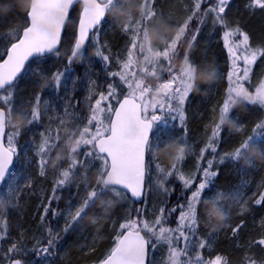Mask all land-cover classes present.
Instances as JSON below:
<instances>
[{
	"label": "snow or ice",
	"instance_id": "obj_1",
	"mask_svg": "<svg viewBox=\"0 0 264 264\" xmlns=\"http://www.w3.org/2000/svg\"><path fill=\"white\" fill-rule=\"evenodd\" d=\"M178 2L188 14L175 26V35L165 41L163 48H158L152 44L158 31L151 27V22L159 20L161 27H170L160 0H143L139 18L133 17L129 10L133 0L123 3L121 0H31L22 35L19 29H13V42L0 52V240L8 238V211L20 210V194L25 188L31 189L33 184L30 176L22 175L23 168H16L21 155L26 156L31 150L36 157L38 176L46 178V169L56 152L52 167L58 175L40 215V226L48 224L46 243L37 241L29 248L23 242L25 232L21 231L6 252L0 246V264H54L51 258L57 254L60 231L64 234L75 231L97 202L102 206L104 216H109L113 202L105 199L107 193L124 201L146 205L153 186L170 195L171 180L181 184L177 203L168 207L161 202L158 210L154 204L151 218L146 215L144 206L135 208V215L129 208L97 264H156L153 256L161 248L166 249L164 264H230L227 257L220 254L208 259L203 257L200 250H212L213 246L210 239L198 231L199 206L201 203L210 206L205 209L207 224L210 223V210L226 217L223 202L242 199L239 189L226 192L216 188L211 196L205 193L213 189L219 175V169L214 168L217 157L219 165L239 159L252 165L246 158L247 153L250 149L257 151V142L264 138V75L258 78L254 89L246 86L252 82L254 65L264 58V44L252 46L249 35L238 24L236 27L228 24L226 9L230 0ZM246 8L253 12L264 10V0H249ZM10 9V4L0 5V13L6 14ZM110 13L125 17L121 21L122 33L129 38L123 54H117L115 58L114 71L110 69L113 57L104 51L108 48L110 52V46L99 40L102 22ZM209 18L214 26L218 24L222 29L223 47L229 59L227 87L222 102L212 107L214 114L218 110L219 122L206 133L207 141L199 150L195 171L186 173L182 162L186 153L194 152V143L189 139L186 104L196 87L198 69L189 51L184 52L183 67L179 71L174 69L173 62L181 58L179 48L182 43L187 44L189 50L194 48L197 36ZM194 19L197 26L193 30L190 25ZM90 45L95 49V56L104 62L108 79L105 91L99 88L97 80L88 78L85 116L75 110L76 104L72 102L79 79L73 78V63L79 62L90 68L92 61L87 55ZM49 57H55L59 65L52 71L51 80L57 96H60L61 88L64 89L62 114L50 99L42 97L41 92L34 93L25 104L18 106L15 102L19 82L33 71L32 64L37 65L35 72L44 78L39 64ZM164 73L168 74L167 79L163 78ZM210 76L215 78L218 73L213 70ZM148 77H154L158 82L152 85L147 82ZM68 81H71V92ZM243 104L258 107L262 110L261 115L252 124L251 134L244 135L231 149L221 153L218 149L225 142L223 126L231 125L238 133H243L246 128L230 115L234 106ZM50 109L56 115L49 116V123L39 132V140L32 137L26 146L19 145L18 138L24 126L40 124ZM53 118L56 123H52ZM177 126L182 130L180 134L174 132ZM9 128L13 130L7 131ZM61 140L64 148H61ZM171 149L175 150L174 162L165 168L157 159V153ZM207 152L213 158L204 166L200 161ZM257 153L264 158V152ZM97 161L100 163L95 184L90 185L87 172ZM59 162H66L67 167ZM79 168L84 169V195L79 203L73 205L70 199L65 210L52 207V202L61 198L58 192L72 183ZM77 189L79 191V185ZM254 203L264 204V192L259 193ZM241 208L240 214H243L247 205L242 204ZM61 216L64 224L57 231L51 221H58ZM173 216L175 226H171ZM98 218L93 213L92 222L95 224ZM242 227L243 221L233 227V236H237ZM256 245L264 253V233L258 240L249 241L244 264H264V255L257 259L251 251Z\"/></svg>",
	"mask_w": 264,
	"mask_h": 264
},
{
	"label": "trees",
	"instance_id": "obj_2",
	"mask_svg": "<svg viewBox=\"0 0 264 264\" xmlns=\"http://www.w3.org/2000/svg\"><path fill=\"white\" fill-rule=\"evenodd\" d=\"M30 1L0 0V5H11V9L6 14L0 13V20L3 21L0 23V52L5 51V45L10 46L13 42V29H19V34H21L27 20L26 11L29 9ZM123 2L124 0H121V3ZM248 2L249 0H231V4L226 9L227 22L232 27H236L238 24L249 35L250 44L256 43V46L264 44V10L256 9L254 12L250 11L246 8ZM142 3L143 0H133V4L129 9L133 17L139 18L140 5ZM160 3L164 5L166 22L170 27H161L159 20L151 22V27L158 31V35L153 36L152 42L156 43L155 47L163 48L165 41L175 35V24L172 22L178 21L181 19V16L186 17V14L182 15L183 10L179 6L178 0H167V2L160 0ZM169 16L170 18H168ZM108 18L113 26L108 31L100 33L99 40L101 44L107 43L110 46V52L108 48H105L104 51L113 57L112 62H114L117 54H123L125 44L129 38L122 33L121 21L125 17L118 16V18H115L111 16ZM184 50L185 47L183 53H180V57L182 58L185 51H189L194 65L198 69L195 79L196 87L191 91L189 102L186 104L187 125L192 140H201L209 125L211 129L215 123L219 122L218 110L214 114L212 107L218 102H222L227 87L229 59L227 51L223 47L221 27L218 24L214 26L213 21L207 20V23L203 25V29H201L197 36L194 48ZM88 52V58L92 61L90 68L87 65L79 68L75 62L73 63V78H79L77 80L78 87L74 90V98L72 99V102L76 104L75 110L77 112L81 111L80 108L84 107L85 102H87L85 99L87 93V80L85 76L88 77L89 73L98 82L101 79L106 81L107 78L104 62L95 56L94 47H89ZM260 60L264 61V58ZM57 66L59 65L56 61L52 68L47 71L46 75L42 71L44 77L46 76L45 78H42L40 74H36L30 85L31 87H29V92L25 95H19L17 97L18 100H22L23 104L27 103L34 93L41 92L42 97L50 99L57 106L60 114H62L63 99L61 97L64 89L62 87L60 96H57L53 91L54 81L51 80V73ZM86 68L88 69L87 72ZM213 70L218 73V76L215 78L210 76ZM45 84L48 86L44 87ZM67 87L70 92L73 91L71 81L67 82ZM261 111L258 107L248 104L234 106L230 113L231 117L238 123L244 124L246 128L243 133H238L231 125H224L222 135L225 138V142L219 146L218 151L222 153L225 150L231 149L244 135L251 134L252 124L259 118ZM55 115L56 113H53L50 109L48 114L43 115L40 124L33 126L25 125L24 131L18 138L19 145L26 146V142L30 141L32 137L36 136L38 131L43 129L44 125L49 123V116L55 117ZM52 123H56L54 118ZM12 130L11 128L7 129V131ZM257 151L264 152V138H261L257 142ZM207 153L208 157L206 155L202 164L204 166H206L205 160L211 159L210 152ZM55 157L48 164L46 170L48 172L49 169V174L46 178L38 176V168L35 164L36 157L31 150L27 151L26 156L21 155V158L16 161V168H23L25 170L22 175L30 176L33 180L31 189H36L34 191L24 189L20 194V210L10 209L8 211L6 216L8 238L0 240V244L2 242L3 244L13 242L14 238L20 236L21 231L25 232L23 242L29 248L39 238L42 239L41 241L39 239V242L46 243L48 238L46 228L48 224L46 222L44 226H40V215L43 213V204L48 203L47 197L51 195L53 181L58 175L54 173L52 167L53 162H56ZM59 163L63 164L64 167L67 164L66 162ZM214 168L219 169V175L215 180L213 189L206 191L205 195H213L216 188L226 192L230 189H239L242 193V199L239 202L232 199L223 202V210L226 213V217L215 228L210 223H205L207 220L205 209L210 206L204 203L200 204L201 222L198 231L202 236L208 237L213 246L212 250L205 248L200 251L206 259L220 254L227 257L230 264H244V257L248 250L249 241L258 240L261 233H264V227H262V222H264V204L256 205L254 203V200L259 198V193L264 192V161L256 160L252 162V165H249L243 159H239L234 163L230 162L225 165H219L217 157L214 162ZM96 170L95 166H93L87 172V180L90 185L95 184ZM83 173V168L77 170V175L72 183L58 192L61 198L58 202L53 201L52 207L65 210L70 199L73 205L79 203L80 197L84 195ZM37 183L38 185L35 186ZM77 185H79V191ZM180 196V184H173L172 192L168 199L170 206L175 205ZM105 199H110L113 202L109 209L108 217L104 216L102 206L97 202L95 208L79 222L75 231H70L67 234L60 231L61 239L57 245V254L51 258L54 264H97L104 257L115 235V229L119 227V222L127 214L128 209L131 208L133 215H135V208L142 206V204L124 201L113 193H107ZM242 204L247 205V210L243 211V214H240ZM15 212L18 215H14ZM93 213L99 217L95 224L92 222ZM59 219H63V216ZM172 219H175V217L173 216ZM114 221L115 227L113 226ZM241 221H243V227L239 230L237 236H233L232 228L240 224ZM51 225L54 228L59 225L57 231L63 227L61 223L56 221H51ZM94 237L98 238L94 239ZM251 251L257 259L264 255L259 245L253 247ZM21 258L29 259L31 257Z\"/></svg>",
	"mask_w": 264,
	"mask_h": 264
},
{
	"label": "rangeland",
	"instance_id": "obj_3",
	"mask_svg": "<svg viewBox=\"0 0 264 264\" xmlns=\"http://www.w3.org/2000/svg\"><path fill=\"white\" fill-rule=\"evenodd\" d=\"M231 1V0H230ZM184 14H186L187 15V13L183 10V12H182V15H184ZM185 19V16H181V19H179L178 21H173L172 23H174L175 24V26L177 25V24H179V23H182L183 22V20ZM208 21H212V19L211 18H209L208 19ZM179 22V23H178ZM197 24V21L194 19L192 22H191V25H190V27H191V29H195L196 28V24ZM103 25V24H102ZM113 26V25H112ZM110 27H111V23L110 22H108V21H106L105 23H104V25L102 26V32H100V33H103V32H105V31H108L109 29H110ZM201 29H203V26H202V28ZM192 33L190 32L189 33V36L191 35ZM152 44L155 46L156 45V43H153L152 42ZM252 46H256V43L255 44H251ZM90 48L92 47L91 45L89 46ZM184 47H185V50H187L188 49V47H187V44H181V46H180V48H179V52L181 53H183V49H184ZM184 50V51H185ZM87 55L89 56V52L87 53ZM260 59H262V58H260ZM258 60L257 61V63H256V65H254V71H253V78H252V82H251V84L248 86V85H246V86H248V87H250V88H252V89H254V87H255V85H256V83L258 82V78L259 77H261L262 75H264V61H262V60ZM56 62V58L55 57H49V58H47L46 60H43L42 62H40V64H39V68H40V70H41V72L43 71V73L46 75V73H47V71H49L51 68H52V66H53V64ZM75 64H77V66L79 67V68H82V66L83 65H85V64H82V63H79V62H75ZM173 66H174V69L176 70V71H179L182 67H183V61H182V58H180V59H177V60H175L174 62H173ZM36 67H37V65L36 64H32V69H33V71L32 72H30V73H27L26 74V76H27V78L26 79H23V81L20 83V87H19V89H18V91H17V94H16V99H15V102H16V104L19 106V105H21V104H23V101L21 100V101H19L18 100V96L19 95H21V94H26V93H28L29 92V87H31L30 85H31V81H32V79L34 78V76L37 74L36 72H35V69H36ZM111 67H112V70L114 71V70H116V65H115V61L114 62H112V64H111ZM137 67H139V64H137ZM167 73H164L163 74V78L164 79H167ZM46 77V76H45ZM44 77V78H45ZM86 77V80H87V82H88V78L89 77H91V79H93V80H96L95 79V77H93L91 74H89L88 73V77L87 76H85ZM147 82L148 83H150V84H152V85H155L158 81L154 78V77H148L147 78ZM29 83H30V85H29ZM99 88H103V90H105L106 91V81H103L102 79L99 81ZM26 89H27V92H26ZM115 101H113V103H114ZM86 103L87 102H85V104H84V107H82V108H80V110L81 111H79V113L80 114H82V115H87V110H86V107H85V105H86ZM25 104V103H24ZM170 123H172L171 121H170ZM175 123H177V125H178V122H175ZM41 131V130H40ZM40 131H38V133L36 134V136H34L35 137V139H37V141L39 140V132ZM174 132L176 133V134H180L181 132H182V130L177 126L175 129H174ZM61 135H63V133H61ZM190 132H189V139H190V141H192L193 143H194V152L193 153H186V157H185V161L184 162H182V168H183V171L184 172H186V173H189V172H194L195 171V169H196V166H197V160H198V153H199V150H200V148H201V146H203L206 142H203L202 140H197V139H195V140H192V138L190 137ZM60 144H61V148H64V142H63V140H61V142H60ZM211 154V153H210ZM175 155V150L174 149H171V150H167V151H165V150H162V152H161V154H158L157 153V159L159 160V162L161 163V165L163 166V167H165V168H168V167H170L172 164H173V156ZM206 155H207V157H208V153H206L205 154V157H206ZM56 156V152H53V154H52V158H51V160L52 159H54V157ZM210 157H211V159L213 158L212 157V154L210 155ZM209 159V158H208ZM208 159H206L205 160V164L207 163V160ZM50 160V161H51ZM204 160V159H203ZM203 160H201L200 161V163L201 164H203ZM63 163V162H62ZM99 161H97V162H95V164H94V166H95V169H97L98 167H99ZM65 167H67V164L65 165ZM153 169H154V166H153ZM48 174H49V169H48V172H47ZM173 184H180V182L179 181H177V180H171L170 181V190H171V192H172V188H173ZM38 185V183L35 185V186H37ZM180 186H181V184H180ZM36 188H34V189H30V190H32V191H34ZM25 190H27V188H25ZM169 194L168 193H164V192H162V191H160V190H158L157 188H155V186H153V188H152V190L151 191H149V193H148V197H147V204L146 205H142V206H144L145 207V209H146V215H148L149 216V218H151V216H152V214H153V212L155 211V210H158V206L161 204V202H164V203H166V205L168 206V207H171L170 206V202L168 201V199H169ZM169 203H168V202ZM13 202H15V200H13ZM20 203H21V201H20ZM156 205L157 206V209H155L154 210V208H153V205ZM17 211V210H16ZM14 215H18V213L17 212H15L14 213ZM175 217V216H174ZM63 220L64 219H58V221H56V222H59V223H61L62 225H63ZM9 226H10V223H9ZM171 226H175V219H172L171 220ZM11 227V226H10ZM57 230L59 229V225H57ZM40 239V238H39ZM39 239L37 240V241H39ZM42 239H40V241H41ZM37 241H35V242H37ZM10 242H6L5 244H3V242L0 244V246H2L3 247V250L6 252L7 251V248L10 246V244L12 243H10ZM34 245V243L32 244V246ZM31 246V247H32ZM204 257V256H203ZM205 259H206V257H204ZM153 259H155V261H156V264H164V261H165V259H166V249H164V248H161V249H158V250H156V252L154 253V256H153Z\"/></svg>",
	"mask_w": 264,
	"mask_h": 264
},
{
	"label": "clouds",
	"instance_id": "obj_4",
	"mask_svg": "<svg viewBox=\"0 0 264 264\" xmlns=\"http://www.w3.org/2000/svg\"><path fill=\"white\" fill-rule=\"evenodd\" d=\"M248 160H250L251 162L256 161V160H260V161H264V158H262L256 150L254 149H250L247 153V157ZM243 161L246 163L245 159H243ZM247 164V163H246ZM211 211V218H210V224L212 225L213 228H215L216 226H218L220 223L223 222V220L225 219V217H223L222 215L218 214L215 211Z\"/></svg>",
	"mask_w": 264,
	"mask_h": 264
},
{
	"label": "bare ground",
	"instance_id": "obj_5",
	"mask_svg": "<svg viewBox=\"0 0 264 264\" xmlns=\"http://www.w3.org/2000/svg\"><path fill=\"white\" fill-rule=\"evenodd\" d=\"M31 2V1H30ZM231 4V3H230ZM229 4V5H230ZM29 6H30V4H29ZM29 10V9H28ZM73 15H75V13H73ZM111 16H114L115 18H118V15L117 14H114V13H110V14H108L106 17H105V20H104V22H102V24H104L106 21H108V22H110L109 21V18L108 17H111ZM111 23V22H110ZM110 28H112V25H111V27ZM22 32V31H21ZM110 69L112 70V68L110 67ZM229 70V69H228ZM227 73V72H226ZM105 74H106V72H105ZM106 77H107V75H106ZM105 79V78H104ZM107 79H108V77L106 78V81H107ZM32 80H34V79H32ZM23 81V80H22ZM32 82L33 81H31V84H32ZM21 83V82H20ZM29 85H30V83H29ZM249 86V85H248ZM210 125H209V128H208V130L207 131H205V133H204V135H203V137H202V141L203 142H206L207 141V135H206V133H210L211 132V129H210ZM37 140V139H36ZM159 154V153H158ZM255 249H257V248H255Z\"/></svg>",
	"mask_w": 264,
	"mask_h": 264
},
{
	"label": "water",
	"instance_id": "obj_6",
	"mask_svg": "<svg viewBox=\"0 0 264 264\" xmlns=\"http://www.w3.org/2000/svg\"><path fill=\"white\" fill-rule=\"evenodd\" d=\"M30 5H31V2H30ZM29 9H30V6H29ZM20 35H22V32H21V34ZM138 203H141V202H138Z\"/></svg>",
	"mask_w": 264,
	"mask_h": 264
}]
</instances>
